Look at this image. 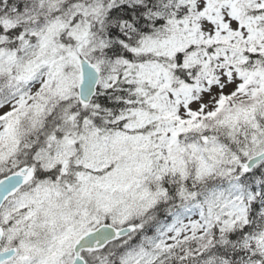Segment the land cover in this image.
I'll list each match as a JSON object with an SVG mask.
<instances>
[{
	"label": "snow or ice",
	"instance_id": "1",
	"mask_svg": "<svg viewBox=\"0 0 264 264\" xmlns=\"http://www.w3.org/2000/svg\"><path fill=\"white\" fill-rule=\"evenodd\" d=\"M0 264H264V0H0Z\"/></svg>",
	"mask_w": 264,
	"mask_h": 264
}]
</instances>
